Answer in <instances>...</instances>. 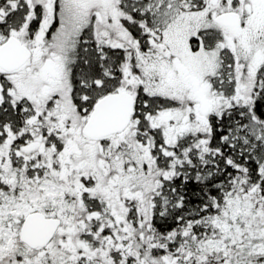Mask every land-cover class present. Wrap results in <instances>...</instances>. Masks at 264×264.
Masks as SVG:
<instances>
[{"label": "snow or ice", "instance_id": "1", "mask_svg": "<svg viewBox=\"0 0 264 264\" xmlns=\"http://www.w3.org/2000/svg\"><path fill=\"white\" fill-rule=\"evenodd\" d=\"M0 264H264V0H0Z\"/></svg>", "mask_w": 264, "mask_h": 264}]
</instances>
